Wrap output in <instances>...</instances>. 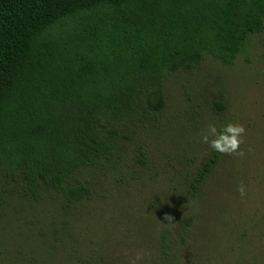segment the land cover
<instances>
[{
  "label": "trees",
  "instance_id": "16d2710c",
  "mask_svg": "<svg viewBox=\"0 0 264 264\" xmlns=\"http://www.w3.org/2000/svg\"><path fill=\"white\" fill-rule=\"evenodd\" d=\"M263 31L264 0H0V178L25 206L77 210L84 173L163 115L169 75L206 57L233 66ZM51 219L37 234L54 249L70 229ZM160 249L159 264H175L165 237Z\"/></svg>",
  "mask_w": 264,
  "mask_h": 264
},
{
  "label": "rangeland",
  "instance_id": "374dc122",
  "mask_svg": "<svg viewBox=\"0 0 264 264\" xmlns=\"http://www.w3.org/2000/svg\"><path fill=\"white\" fill-rule=\"evenodd\" d=\"M164 92L163 115L126 130L113 162L84 173L91 195L77 210L25 206L0 178V264H159L164 237L175 264H264V31L233 66L206 57L169 75ZM228 123L245 129L239 149L194 191L210 129ZM52 217L70 229L54 249L37 234Z\"/></svg>",
  "mask_w": 264,
  "mask_h": 264
},
{
  "label": "clouds",
  "instance_id": "9594fccd",
  "mask_svg": "<svg viewBox=\"0 0 264 264\" xmlns=\"http://www.w3.org/2000/svg\"><path fill=\"white\" fill-rule=\"evenodd\" d=\"M210 130L216 136V138L211 141L212 149L227 154L237 152L241 143V137L245 131L242 125L234 123L224 125L218 134L214 126H212ZM204 139L207 141V137ZM238 190L241 196L245 194L243 185H241Z\"/></svg>",
  "mask_w": 264,
  "mask_h": 264
}]
</instances>
